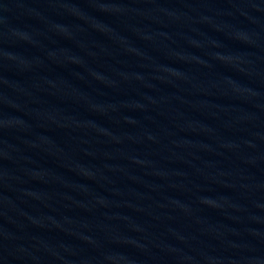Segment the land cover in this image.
I'll return each instance as SVG.
<instances>
[{
	"label": "water",
	"instance_id": "1",
	"mask_svg": "<svg viewBox=\"0 0 264 264\" xmlns=\"http://www.w3.org/2000/svg\"><path fill=\"white\" fill-rule=\"evenodd\" d=\"M0 264H264V0H0Z\"/></svg>",
	"mask_w": 264,
	"mask_h": 264
}]
</instances>
